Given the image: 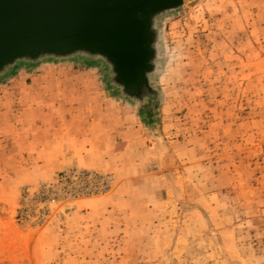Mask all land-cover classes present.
Listing matches in <instances>:
<instances>
[{
	"label": "rangeland",
	"instance_id": "obj_1",
	"mask_svg": "<svg viewBox=\"0 0 264 264\" xmlns=\"http://www.w3.org/2000/svg\"><path fill=\"white\" fill-rule=\"evenodd\" d=\"M156 23L144 104L101 59L30 63L61 87H108L134 122L115 138V169L94 171L113 177L98 194L37 195L81 171L65 157L58 170L0 165V264H264V0H183Z\"/></svg>",
	"mask_w": 264,
	"mask_h": 264
},
{
	"label": "water",
	"instance_id": "obj_2",
	"mask_svg": "<svg viewBox=\"0 0 264 264\" xmlns=\"http://www.w3.org/2000/svg\"><path fill=\"white\" fill-rule=\"evenodd\" d=\"M183 0H0V79L40 59L84 56L135 100L158 69L156 18ZM134 93L136 95H134Z\"/></svg>",
	"mask_w": 264,
	"mask_h": 264
},
{
	"label": "crops",
	"instance_id": "obj_3",
	"mask_svg": "<svg viewBox=\"0 0 264 264\" xmlns=\"http://www.w3.org/2000/svg\"><path fill=\"white\" fill-rule=\"evenodd\" d=\"M45 66H18L0 79V165L19 171L24 161H35L58 170L65 157L81 170L115 169V155L123 153L115 138L134 122L124 99L108 87L91 92L70 78L61 87Z\"/></svg>",
	"mask_w": 264,
	"mask_h": 264
},
{
	"label": "built area",
	"instance_id": "obj_4",
	"mask_svg": "<svg viewBox=\"0 0 264 264\" xmlns=\"http://www.w3.org/2000/svg\"><path fill=\"white\" fill-rule=\"evenodd\" d=\"M110 174L94 171H66L59 174L54 183L39 184L37 195L43 197L45 203L54 202V197L75 198L78 195H93L107 191L112 184Z\"/></svg>",
	"mask_w": 264,
	"mask_h": 264
},
{
	"label": "flooded vegetation",
	"instance_id": "obj_5",
	"mask_svg": "<svg viewBox=\"0 0 264 264\" xmlns=\"http://www.w3.org/2000/svg\"><path fill=\"white\" fill-rule=\"evenodd\" d=\"M111 76L112 74L110 72V80H111ZM115 88H117V85H115ZM134 95L136 94L134 93ZM151 96H152V91L150 89V85L148 82V85L144 87L143 92L137 95L136 100L139 101L141 104H144L147 100H150Z\"/></svg>",
	"mask_w": 264,
	"mask_h": 264
}]
</instances>
